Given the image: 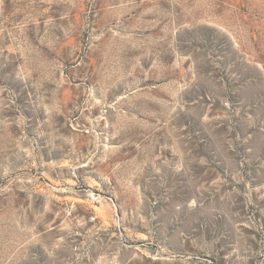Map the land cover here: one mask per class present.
<instances>
[{
    "label": "rangeland",
    "instance_id": "rangeland-1",
    "mask_svg": "<svg viewBox=\"0 0 264 264\" xmlns=\"http://www.w3.org/2000/svg\"><path fill=\"white\" fill-rule=\"evenodd\" d=\"M0 264H264V0H0Z\"/></svg>",
    "mask_w": 264,
    "mask_h": 264
}]
</instances>
